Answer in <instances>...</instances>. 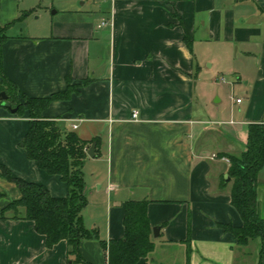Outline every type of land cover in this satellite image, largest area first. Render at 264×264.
Wrapping results in <instances>:
<instances>
[{
	"label": "crops",
	"instance_id": "0c3cea01",
	"mask_svg": "<svg viewBox=\"0 0 264 264\" xmlns=\"http://www.w3.org/2000/svg\"><path fill=\"white\" fill-rule=\"evenodd\" d=\"M32 1L0 0V24L32 10ZM79 1L60 0L63 14L44 30H30L28 15L14 24L3 59L7 76L32 97L65 90L69 75L76 84L92 79L43 115L84 140L100 139L84 162L83 211L99 238L81 242V262L66 240L48 247L34 221L8 212L0 218V264H108L110 240L125 234V203L145 199L160 230L137 264H264L259 238L241 246L220 226L243 225L231 183L222 182L229 162L220 155L240 154L248 126L264 124V0ZM103 20L109 23L99 27ZM23 26L28 32L13 31ZM211 53L218 57L210 61ZM201 59L219 73L203 90ZM28 128V114L0 105V163L67 196L62 177L28 157ZM258 190L264 207V169ZM20 197L0 172V211Z\"/></svg>",
	"mask_w": 264,
	"mask_h": 264
},
{
	"label": "trees",
	"instance_id": "16d2710c",
	"mask_svg": "<svg viewBox=\"0 0 264 264\" xmlns=\"http://www.w3.org/2000/svg\"><path fill=\"white\" fill-rule=\"evenodd\" d=\"M30 13L19 16L13 22L0 24V91H6L7 102L17 108L15 114H28L29 128L22 146L30 159L48 174H58L68 185L65 197H55L49 190L35 182L15 177L11 170L0 163L3 178L13 182L20 189L21 197L11 201L0 211V218H24L34 221L36 230L45 235L48 247L66 240L69 255L83 262L80 244L85 239L99 238V230L85 225L83 211L88 205L84 162L93 142L99 146L98 137L87 141L75 131H65L57 119L47 118L44 111L52 102L68 100L79 92L80 86L89 84L92 79H84L81 84L74 83L67 76V88L46 97H32L21 91L4 69L3 46L10 38L9 30ZM2 105V101H0ZM220 157L229 159L228 175L231 183V204L239 212L243 225L221 223L220 226L232 233L238 245H247L259 238L264 251V217L261 216L258 178L264 169V124L252 123L248 126L247 144L240 154L222 153ZM148 200H128L125 203L122 238L111 239L107 246L108 264H137L147 259L155 248L153 225L148 216ZM24 212H21V209ZM258 264H261L259 261Z\"/></svg>",
	"mask_w": 264,
	"mask_h": 264
},
{
	"label": "rangeland",
	"instance_id": "374dc122",
	"mask_svg": "<svg viewBox=\"0 0 264 264\" xmlns=\"http://www.w3.org/2000/svg\"><path fill=\"white\" fill-rule=\"evenodd\" d=\"M78 3L81 4L82 0H80ZM30 4L26 5L28 6L27 8H32V6H34V8L30 10V13L28 14V23H29L28 25H29V29L31 27L30 30H32V27L35 25L39 26L40 28H43V30L45 29V27L49 28V25L52 24V20L58 19L59 16L57 15L63 14L62 9H61L62 7L60 4V0H36V1H32V4L34 5L31 4L32 5L31 6ZM13 31L26 33L28 32V28L27 26H23L22 28H15ZM208 46L214 49V46H216V43L213 41L209 42ZM209 56H210L209 59H211L210 61L218 57L217 55L212 54V53ZM200 62L203 67V72H200V74L198 75L199 77H197V86L199 89L203 90V88L205 87V82L209 81L211 78L215 79V77L219 73H214L213 75L212 70L210 69L206 61L201 59ZM227 77L230 78L231 75H227ZM260 209H261V216L264 217L263 204H262V207L260 205Z\"/></svg>",
	"mask_w": 264,
	"mask_h": 264
},
{
	"label": "water",
	"instance_id": "95a60500",
	"mask_svg": "<svg viewBox=\"0 0 264 264\" xmlns=\"http://www.w3.org/2000/svg\"><path fill=\"white\" fill-rule=\"evenodd\" d=\"M7 100H8V95H7L6 91H0V101H2V105L4 107L10 109L13 113H15L17 111V108H13L12 105L7 102ZM95 148H96V143L93 142L91 147L88 150V155L93 157L95 155ZM225 179H226V182H228L230 180V176L228 174H226ZM159 230H160L159 227L153 228V232H154L155 236L159 235Z\"/></svg>",
	"mask_w": 264,
	"mask_h": 264
},
{
	"label": "built area",
	"instance_id": "2783aa9c",
	"mask_svg": "<svg viewBox=\"0 0 264 264\" xmlns=\"http://www.w3.org/2000/svg\"><path fill=\"white\" fill-rule=\"evenodd\" d=\"M108 23H109L108 21L103 20V21L100 23L99 27L106 26ZM220 81H221V82H226L227 79L223 76V77H221ZM237 101L240 102L241 99H238ZM136 117H137V112L135 111V112L133 113V118H136ZM74 127H76V125H74ZM214 157H216V155H214ZM223 159L226 160L227 162H229V159H228V158L223 157Z\"/></svg>",
	"mask_w": 264,
	"mask_h": 264
}]
</instances>
